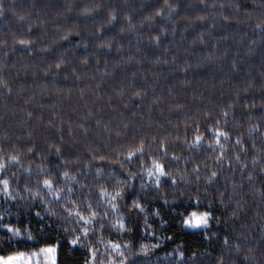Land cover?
<instances>
[{
    "label": "trees",
    "instance_id": "1",
    "mask_svg": "<svg viewBox=\"0 0 264 264\" xmlns=\"http://www.w3.org/2000/svg\"><path fill=\"white\" fill-rule=\"evenodd\" d=\"M46 247L264 264V0H0V258Z\"/></svg>",
    "mask_w": 264,
    "mask_h": 264
},
{
    "label": "rangeland",
    "instance_id": "2",
    "mask_svg": "<svg viewBox=\"0 0 264 264\" xmlns=\"http://www.w3.org/2000/svg\"><path fill=\"white\" fill-rule=\"evenodd\" d=\"M209 224L208 217L191 216L186 223L189 230H202ZM56 247H46L35 253L16 254L10 257L0 258V264H57Z\"/></svg>",
    "mask_w": 264,
    "mask_h": 264
}]
</instances>
